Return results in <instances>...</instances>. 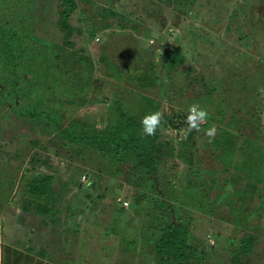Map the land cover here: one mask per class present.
<instances>
[{
  "label": "rangeland",
  "instance_id": "1",
  "mask_svg": "<svg viewBox=\"0 0 264 264\" xmlns=\"http://www.w3.org/2000/svg\"><path fill=\"white\" fill-rule=\"evenodd\" d=\"M75 1L62 25L59 0H0V25L30 37L27 47L45 52L62 47L58 60L68 64L64 93L71 91L69 85L81 84L87 70L102 82L89 86L83 104L66 106V123L73 118L102 126L110 117V101L134 108L144 94L161 104V139L179 150L187 127L174 129L169 121L187 116L188 107L198 103L217 131L211 143L207 128L196 131L195 162L201 170L214 171L216 184L230 178L232 188L218 192L205 183L207 197L194 202L201 196L180 178L187 166L175 155L163 161L155 190L135 186L142 177L125 165L111 177L95 154H77L56 134L41 132V123L17 113L20 105L37 107L45 93L23 90L14 105L2 93L9 87L0 82V264H158L150 246L140 251L137 241L159 214L187 226L191 243L206 250L200 264H230L248 236H253V249L241 259L264 264V176L257 177L255 166H264V0H202L204 6L192 7L181 0ZM175 48L183 62L165 69L168 51ZM106 64L118 68L123 79L111 78ZM134 70L155 71L158 80L142 88L127 79ZM51 104L64 109L57 101ZM226 128L238 148L232 147L234 167L225 172L216 143ZM43 172L54 177L50 219L24 209L26 182ZM253 182L257 188L251 194ZM153 196L172 210L159 209ZM119 203L125 209L121 213Z\"/></svg>",
  "mask_w": 264,
  "mask_h": 264
},
{
  "label": "trees",
  "instance_id": "2",
  "mask_svg": "<svg viewBox=\"0 0 264 264\" xmlns=\"http://www.w3.org/2000/svg\"><path fill=\"white\" fill-rule=\"evenodd\" d=\"M59 1L62 5L59 10V22L63 25L68 22L70 14L76 6V1ZM181 2L189 7L198 4L204 6L202 0H181ZM232 3L233 6H239L236 2L232 1ZM30 39V37L23 36L12 28L0 25V82L2 84L5 83L9 87V89H2V93L7 94V100H10L14 105L18 103V95L23 90L27 91L28 89L35 88V94L45 93V99L43 101L38 100V106H42L41 109L37 110L38 106L32 108L20 105V107H17V113H23L27 119H31L37 125L41 123V132L56 134L57 137L64 140V145L68 148L73 147L77 154H95L97 158L106 164L104 172L111 177L116 178L117 176L115 175L121 174L123 172L122 166L130 167V174L138 173L142 177L139 183H134L135 186H140L141 190L151 191L153 188L155 190L163 171V161L173 155L179 161H183L185 167L187 166V168L183 169V174L180 176L181 179H186L183 180L187 181L186 187L201 196L200 198L195 197L196 201L194 202L207 197L204 193L206 190L205 183L208 186L215 187L218 192H222V188L225 186L230 189L232 188V186L227 185L232 182L229 181L230 178H225L223 184H216V180L213 178V170L204 171L198 168V164L195 162L196 143L194 138L196 131H188V125L185 123L187 116H177L176 120L171 119L169 121L174 129L180 130L183 126L187 127L185 142H181L179 150L161 139L160 128H158L154 136L149 137L142 134V118L148 113L160 111L161 107L159 101L144 94L140 95V100L134 108H124L117 101H110L108 110L110 117L102 126L80 122L78 119L73 118H70L66 123V106L83 104L87 101L89 86L95 83L100 87L102 82L99 83L97 80H94L92 71L87 70L81 84L72 87L68 84L71 91L64 93V88L62 87L67 85L68 80L64 73H68L66 67L68 64L62 66V63L58 60L60 59L59 52L63 50L62 47H59V52H54L55 50L49 52L38 51L32 45L31 47H27ZM183 59L184 55L178 49H171L168 51V58L164 63V68L172 70L176 65L181 64ZM80 60L87 61L89 66L92 67V63L87 57L81 55ZM107 66L111 67L109 72L111 78L123 79V74L118 68L113 65ZM54 75L59 77L58 81L51 79V76L54 77ZM127 79L135 82V84L142 88H148L158 80V75L155 71L139 72V70H134V73L127 75ZM66 95L68 99L63 97ZM53 101H57L64 109L58 110V107L51 104ZM222 113L223 111L220 110L219 114L222 115ZM213 123L214 119L209 114L208 122L201 126L209 128L213 126ZM232 134L227 128L226 130H222L221 137H218L216 143L218 148L221 149L219 157L222 158L219 159V162L222 164L225 172L230 167L232 169L234 167L232 166L233 159L230 158V153L234 152L232 147L235 148L234 150L238 148V143ZM255 166L257 177L261 174L259 179L263 180V164L258 163ZM205 175L209 176L210 179L206 178ZM177 177L179 176L177 175ZM253 183L255 185H253L251 194L257 188V183ZM141 190L138 194L142 195V199H144L145 197L142 194L143 192L141 193ZM259 190L260 187L257 191ZM24 192L27 196V205L24 207L25 211L32 210L47 219L54 216L53 202L56 193L52 174L43 172L33 175L26 182ZM157 194L161 196L160 189L157 190ZM222 195H224V192ZM152 201L159 209H164L166 214L172 210L169 204H164L167 201L163 202L159 196H153ZM119 207L123 209H119L118 213L125 210L122 203H119ZM190 233V230L182 221L179 222L174 218L171 220L168 215L162 216L159 214L152 224L147 227L145 226V230H142L137 244L139 243L140 251L150 246L149 253L154 255L155 261L158 264H200L204 259L206 250H204L205 248L200 249L191 243ZM252 242L253 236L242 239L230 264H247L248 261H243L241 255H247L253 249ZM132 243L135 246L134 244L136 243L134 241ZM39 254L42 258L45 257L43 250Z\"/></svg>",
  "mask_w": 264,
  "mask_h": 264
},
{
  "label": "clouds",
  "instance_id": "3",
  "mask_svg": "<svg viewBox=\"0 0 264 264\" xmlns=\"http://www.w3.org/2000/svg\"><path fill=\"white\" fill-rule=\"evenodd\" d=\"M187 112L188 115L185 123L188 125V131H201V125L206 124L209 120L208 111L197 103L190 105ZM162 120L163 115L160 111L146 114L141 120L142 134L149 137L154 136L161 126ZM216 131L217 129L215 126H211L204 130L205 135L209 138V143L214 139Z\"/></svg>",
  "mask_w": 264,
  "mask_h": 264
},
{
  "label": "built area",
  "instance_id": "4",
  "mask_svg": "<svg viewBox=\"0 0 264 264\" xmlns=\"http://www.w3.org/2000/svg\"><path fill=\"white\" fill-rule=\"evenodd\" d=\"M124 205H127V203H126V202H124Z\"/></svg>",
  "mask_w": 264,
  "mask_h": 264
}]
</instances>
